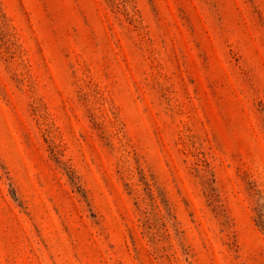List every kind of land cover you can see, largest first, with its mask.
Returning <instances> with one entry per match:
<instances>
[{
	"label": "rangeland",
	"instance_id": "rangeland-1",
	"mask_svg": "<svg viewBox=\"0 0 264 264\" xmlns=\"http://www.w3.org/2000/svg\"><path fill=\"white\" fill-rule=\"evenodd\" d=\"M0 264H264V0H0Z\"/></svg>",
	"mask_w": 264,
	"mask_h": 264
}]
</instances>
